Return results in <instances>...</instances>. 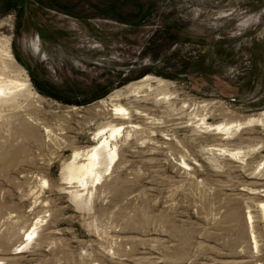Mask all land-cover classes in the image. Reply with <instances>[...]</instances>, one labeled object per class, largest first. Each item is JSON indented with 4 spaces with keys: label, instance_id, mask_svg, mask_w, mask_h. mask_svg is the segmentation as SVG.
<instances>
[{
    "label": "rangeland",
    "instance_id": "obj_1",
    "mask_svg": "<svg viewBox=\"0 0 264 264\" xmlns=\"http://www.w3.org/2000/svg\"><path fill=\"white\" fill-rule=\"evenodd\" d=\"M27 78L0 104V234L23 251L0 264H264V0H0V79ZM114 103L133 128L75 198L64 164Z\"/></svg>",
    "mask_w": 264,
    "mask_h": 264
},
{
    "label": "bare ground",
    "instance_id": "obj_2",
    "mask_svg": "<svg viewBox=\"0 0 264 264\" xmlns=\"http://www.w3.org/2000/svg\"><path fill=\"white\" fill-rule=\"evenodd\" d=\"M4 52H5V56H6L7 60L9 62L13 63L14 58H13V55L11 54V50H10L8 44L5 45ZM150 81H152V82L156 81L158 83H161L162 79H157L156 77L146 75L143 78L131 83L133 91H137L138 89L142 88L145 85L149 86L151 84V83L149 84ZM29 85H30V83L28 81V78L25 79L24 81L9 80L8 83H6L5 80L0 79V104L3 105L5 103L14 101V96L16 94L11 92V88H16L18 86H21L24 89V88H28ZM160 85H162V84H160ZM129 89H130V87H129ZM119 93L120 92L118 90L112 92L109 95L110 101H113L114 97L119 96L120 95ZM138 93H140V92H138ZM32 94L33 95H39L35 91L32 92ZM135 95H137V94H135ZM143 102H145V101H143ZM99 103H102V102L99 101ZM112 108L114 111L113 114H120L119 119L122 123L115 124V123H113V119H111V120L107 121L106 123L101 124V126L98 127V130L94 133V140L88 146V148L83 150V151L82 150L81 151L75 150L71 156V159H69L64 164L62 180L65 181L66 183H69V184L75 183V185L72 186L74 189L70 190V193L75 198L82 197L83 194L88 191V187H94V185H96L98 183V181H100L101 178H103L105 173L109 170V167L111 166V164L117 158V156L119 154V147L117 146V143L114 142V140L116 139L117 135H119L121 133V130L124 129V124L126 123V125H128L125 127L133 128L132 121L127 119V117L126 118L124 117L125 115L129 114V111L127 108L123 107L120 104H115V103L112 104ZM253 117H255V118H253ZM263 117H264V112L261 114H258L256 116H251L250 119L248 118V121L249 122L261 121L263 119ZM201 118H203V117H201ZM204 118H205V116H204ZM125 119H127V120H125ZM204 122H205V120H204ZM210 125L207 127L210 128V130H212ZM24 127H25L24 134H26L27 136L28 135L34 136V132L30 128V126L25 124ZM207 127H206V129H207ZM213 129L215 131L217 130V132L218 131H225L226 134H228L230 132L229 128L226 127L225 123L224 124H217L214 126ZM18 150L19 149L0 153V160H2V161L3 160H13L15 158L16 154L18 153ZM45 182L46 181H44V183ZM263 209H264V206H263ZM1 217H3V214L1 213V209H0V218ZM10 217H11L10 215H7V217H5V218H6V220H10ZM248 218L251 219V216L249 215ZM39 223H40L39 221L32 223V227H34L33 230L32 231H29V230L26 231V233H25L26 238L22 239L20 245H18V248H20V246L23 245L28 240V238L34 232V229H36V226H38ZM8 224L10 225L11 223L9 221H7L6 225H8ZM0 232H1V230H0ZM13 232L14 231L9 227L0 234V248L2 249V252L4 251V257H5L4 259H11V258H13L12 255H17V254H20L23 252V251H18V250L10 251V252L8 251L9 250L8 247L11 244L10 241H11V238L13 236Z\"/></svg>",
    "mask_w": 264,
    "mask_h": 264
}]
</instances>
